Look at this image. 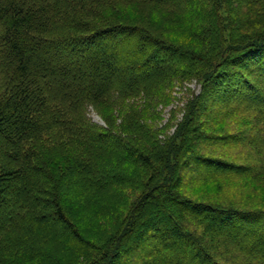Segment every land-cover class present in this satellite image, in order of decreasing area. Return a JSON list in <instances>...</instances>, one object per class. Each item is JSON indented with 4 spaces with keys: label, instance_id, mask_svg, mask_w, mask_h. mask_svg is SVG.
I'll list each match as a JSON object with an SVG mask.
<instances>
[{
    "label": "trees",
    "instance_id": "trees-1",
    "mask_svg": "<svg viewBox=\"0 0 264 264\" xmlns=\"http://www.w3.org/2000/svg\"><path fill=\"white\" fill-rule=\"evenodd\" d=\"M200 179L264 186V0H0V264H264Z\"/></svg>",
    "mask_w": 264,
    "mask_h": 264
},
{
    "label": "rangeland",
    "instance_id": "rangeland-1",
    "mask_svg": "<svg viewBox=\"0 0 264 264\" xmlns=\"http://www.w3.org/2000/svg\"><path fill=\"white\" fill-rule=\"evenodd\" d=\"M191 86V85H190ZM193 90H197L198 86L194 84ZM168 109H166L167 112ZM93 121L101 123L99 118L91 113ZM167 113L165 114V118ZM239 150L238 148H233ZM206 182V180H198L192 184H188L187 194L194 196L198 199L205 200H224L233 202L240 208H257L264 206V186H258L256 184H248L246 186L237 185L235 180L230 179L224 185L218 187L215 184ZM264 184V182H262Z\"/></svg>",
    "mask_w": 264,
    "mask_h": 264
},
{
    "label": "bare ground",
    "instance_id": "bare-ground-1",
    "mask_svg": "<svg viewBox=\"0 0 264 264\" xmlns=\"http://www.w3.org/2000/svg\"><path fill=\"white\" fill-rule=\"evenodd\" d=\"M193 81V80H192Z\"/></svg>",
    "mask_w": 264,
    "mask_h": 264
}]
</instances>
